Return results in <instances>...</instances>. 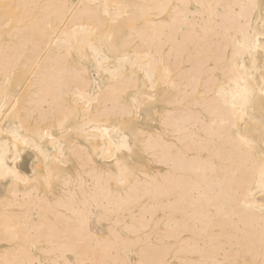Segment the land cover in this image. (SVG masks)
Segmentation results:
<instances>
[{
  "label": "bare ground",
  "instance_id": "6f19581e",
  "mask_svg": "<svg viewBox=\"0 0 264 264\" xmlns=\"http://www.w3.org/2000/svg\"><path fill=\"white\" fill-rule=\"evenodd\" d=\"M0 264H264V0H0Z\"/></svg>",
  "mask_w": 264,
  "mask_h": 264
},
{
  "label": "rangeland",
  "instance_id": "374dc122",
  "mask_svg": "<svg viewBox=\"0 0 264 264\" xmlns=\"http://www.w3.org/2000/svg\"><path fill=\"white\" fill-rule=\"evenodd\" d=\"M106 227V225H104Z\"/></svg>",
  "mask_w": 264,
  "mask_h": 264
}]
</instances>
